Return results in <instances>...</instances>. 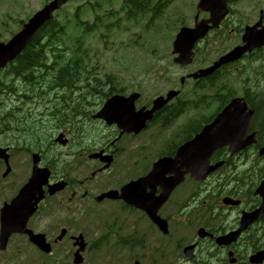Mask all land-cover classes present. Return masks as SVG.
Returning a JSON list of instances; mask_svg holds the SVG:
<instances>
[{
    "label": "rangeland",
    "instance_id": "374dc122",
    "mask_svg": "<svg viewBox=\"0 0 264 264\" xmlns=\"http://www.w3.org/2000/svg\"><path fill=\"white\" fill-rule=\"evenodd\" d=\"M47 1L0 0V42L6 43L9 41L13 35L20 31V24L27 22L32 15L43 8ZM114 1L112 3L115 4V7L110 9L108 2L106 4L103 0H85L86 3H91L84 5L85 15L83 19L93 29L89 33H85L82 28L78 32L74 31L67 42L63 40L61 48L75 45V40L71 39L82 36L79 39L82 42L83 51H87L88 65L96 69L98 76L102 80H106L108 76L113 77L114 85L120 92H127L126 95L140 93L141 101L138 103L139 107L146 106L148 102H151L157 96L165 95L169 90H181L184 97H191L196 94V96L206 95L207 98L205 99L211 98L216 90L209 89L205 91L199 89L201 84H197L193 80H186L183 85L180 83L181 78L199 69L208 67L217 58L214 53L207 49L208 46H205V43L199 48L195 62L189 68L182 69L173 63L172 43L175 35L182 26L193 25L196 13L194 4L197 0H172L174 3H169L164 19L158 20L156 18L154 21L148 17L126 19L122 15L114 16L112 10L119 11L121 0ZM102 3L107 11L102 9L99 12V21L94 24L96 14H94V11L90 12L89 9L91 6H97ZM79 4L81 5V3ZM76 7L77 3L72 4L69 8H65L59 15V20L65 14L70 15V13L74 12ZM8 78H10L8 70L2 72L0 74V83L5 85ZM221 81L225 84L222 85L220 83L219 86L224 87L237 97L242 95L243 84L234 75L224 76ZM20 82V79H17L13 84L18 87ZM87 83L83 80L80 86L82 93L86 90L84 89V85ZM9 93L4 91L0 94L2 105H6L7 110L15 107L19 100L18 96L16 97ZM75 96L79 95L76 94ZM92 97L89 95L85 100L90 101ZM93 101L99 103L95 109L100 105L102 106V100L99 98H95ZM206 105L209 108H205L204 106ZM202 107L196 111L190 110L182 116L179 119V123L178 121L175 122L176 127L173 129L174 123L170 125V130L153 126L137 137H130L126 140L119 139L114 145L112 143L117 136L114 135L113 137V129L93 121L86 122L88 130H84L86 133L80 137V147H77V140L68 148L55 144L54 139L60 133L65 132L55 126L53 127V124L44 125L42 133L45 134V137L42 135V140L40 143L38 142L40 147L31 143L32 140L19 136L17 133L14 134L13 132L0 130V144L12 148L10 151L11 173L9 175H6V165L0 161V210L5 203H10L19 189L27 182V178L30 177L32 171V152H39L43 156V166L46 167L51 161L57 159L59 155H69L70 153L84 154L83 150L85 149H95L96 151L109 149L115 156V164L118 163V165L123 166L124 162L128 163L130 160L136 161V166L142 167L141 175H143L147 171H144L147 165L152 166L160 154L168 151L170 145L179 144L182 141L192 122H198L213 115L217 109V103L214 100H207L204 101ZM26 109H29V107ZM188 117H192L193 119ZM259 124H261V120ZM49 126H52V128L48 129ZM67 139L70 138L67 137ZM52 143L55 145H52ZM25 147L32 150L30 151ZM121 148L123 149L120 150ZM142 148L145 150L141 151ZM88 155L84 154L80 158L71 159L72 161L69 164H73L75 165L74 168H77L72 172L67 171V168L62 169V176H67L68 179L81 184L77 188L75 185L76 189L74 188V193L79 198L75 202H71L69 199L70 192L69 194L64 192L54 198L48 197L42 203L39 213L29 223L31 230L35 233L45 234L50 242H53L60 234L62 228L68 229L67 238L62 243L53 246L51 255H45L32 245L27 237L15 235L10 239L7 250L0 252V264H74V254L77 252L78 247L75 246V242L72 241L71 237L77 236H83L89 247L84 253V264H116L115 256L117 255L114 253L112 247L114 242L113 236L109 234V232H112L110 228L114 229L110 223H112L111 219L113 215L116 214H112L114 211L101 209V207L96 205L94 200L89 198V195L96 196L95 194H100L110 186L109 181L111 182V174L113 175V173L107 170L97 175L93 180H88L93 171L98 172L102 168L97 161L89 160ZM108 156H112V154L108 153ZM134 156L135 158H133ZM62 160L64 161V159ZM244 163L246 162L242 160L237 161V164ZM65 164L63 163V167ZM139 170L140 168L134 169V174L140 173ZM230 174L231 169H227L223 173L224 178ZM262 174H264V165L260 164L258 173L246 178L250 189L253 187L254 181L255 183L259 181L258 179ZM216 179H219V175L212 182ZM196 188L195 184L188 182L179 192L181 199L185 200L188 198V194H193ZM245 190H247V186L244 187ZM244 191L240 189L238 197ZM85 193L88 195L86 198H83L82 195ZM169 214L172 216H182V213H178L175 209L169 211ZM126 218L127 216H122L121 218L115 216L113 221L122 223ZM202 219L197 223V227L208 226L205 218L203 217ZM173 225L182 230V227L178 224L173 223ZM134 231L136 229L131 226L129 221L123 228L116 230L117 233L115 234L117 236L122 233V237L120 238L119 236L118 239H125V235H129ZM188 234L181 233V236ZM134 235L138 239L144 238L145 244L133 250V253L123 248L119 251L121 254L119 261L126 264L131 263L130 261L133 260H138L141 264H168L165 260H157L153 254L150 244H157L156 236H152L150 241V236L148 237V235L144 234L142 237L137 233H134ZM253 237L251 233L247 241H252ZM193 238H195L194 230L190 232V237L185 239V244L191 242V240L193 241ZM175 240L174 235H172L171 239H162L161 246L168 247L170 254H176L177 251H171ZM144 252L147 253V257L145 258ZM179 256L182 257L181 253H179ZM148 258H154L155 261ZM132 264L134 263L132 262ZM174 264L185 263L182 261L180 263L179 259H175Z\"/></svg>",
    "mask_w": 264,
    "mask_h": 264
},
{
    "label": "water",
    "instance_id": "95a60500",
    "mask_svg": "<svg viewBox=\"0 0 264 264\" xmlns=\"http://www.w3.org/2000/svg\"><path fill=\"white\" fill-rule=\"evenodd\" d=\"M68 0H56L51 5L47 6L43 11L36 14L23 28V30L15 35L8 43H0V70L4 69L9 63L14 62L17 57L26 49L35 34L42 28L48 21L52 19L55 10L59 9ZM203 0V4H204ZM207 33V27L201 24L194 30L184 28L174 43V55L178 57L174 60L176 64L182 67L188 66L192 63L194 57L195 44ZM249 47L238 48L230 55L220 59L212 68L200 71L193 75L192 78L200 79L215 72L222 65L235 61L242 57L247 51H251L255 47L260 46L257 40L248 39ZM184 81V80H183ZM178 96L177 92H170L167 99L159 98L154 102V107L150 111L145 108L136 111L135 103L140 98L138 94H134L128 98L115 96L111 98L101 112L96 115V118L103 119L108 125H118L122 133H140L149 121L154 118V115L163 109L173 98ZM254 112L249 110L243 99L233 100L215 119V121L207 126L194 140L187 143L179 151L174 160H160L155 164L153 171L144 179L131 184L129 187L124 188L123 198L134 203L137 207L144 209L150 219L166 233V224L164 221L157 217V212L160 206L168 199L170 193L174 188L180 185L184 180V175L191 173L197 180H204L209 173L214 171L215 168H208L203 166L202 162L207 164L208 159L216 150L229 146L231 153L234 155L244 149L246 146L255 142V136H252L246 141V134L253 119ZM61 144L65 145L66 142L59 140ZM7 149L0 147V158L8 161L6 155ZM264 154V149L261 155ZM97 156H94V158ZM40 156H34V170L29 183L21 190L18 197L13 200L11 205H5L1 212L2 230L0 236V251L6 250L8 241L14 233L28 234L30 241L36 244L43 252L50 253L51 247L46 243L45 236L34 235L27 229L29 219L37 210L39 202L44 198L43 187L48 184L50 172L47 169L39 168ZM110 163V160H108ZM184 165L186 172L183 173L181 167ZM180 166L181 172L175 174L170 180L161 182L163 174L170 168ZM163 185V194L160 198L155 200L156 208L150 209L144 203L143 194L149 186L156 187ZM63 186L50 187V193L55 194L61 190ZM262 193L264 197V183L262 185ZM136 193L140 195V200L133 199L131 194ZM103 197L113 198L114 194H108ZM135 197V196H134ZM102 199V198H101ZM264 212L263 208L254 213V218H257ZM248 220L244 228L250 224ZM65 235L62 232L61 240ZM223 241V240H221ZM81 251H84L85 245L81 244ZM186 254L189 255L190 251L187 250ZM264 254L257 256L254 263L262 262ZM77 264L82 263L81 258H76Z\"/></svg>",
    "mask_w": 264,
    "mask_h": 264
},
{
    "label": "flooded vegetation",
    "instance_id": "af4514ba",
    "mask_svg": "<svg viewBox=\"0 0 264 264\" xmlns=\"http://www.w3.org/2000/svg\"><path fill=\"white\" fill-rule=\"evenodd\" d=\"M198 1L199 0L196 1V4ZM226 7L228 14L225 20L220 24L216 31H211L208 37L210 46L217 50H212L216 56L224 55L235 47L240 46L246 30L250 27L257 26L255 29L256 33L264 34V0H226ZM210 17V13L203 14V18L208 19ZM247 58H250L251 64L247 63ZM241 63L242 65L237 70L239 72H241L240 70L243 72L246 70V72L249 73V80L253 82L254 86L260 88L264 92V48L248 55V57H246ZM251 102L253 109L256 111V122L258 127L256 131L258 134L260 132L261 134H264V95L255 93L251 98ZM260 120L261 124H259ZM112 145H114V143H112ZM178 147V144L170 145L168 151L163 153L162 157H173ZM104 151L114 156L109 149H104ZM218 154L219 153H217L214 158H217ZM260 164H264V161L241 164L247 170L240 173L245 175L238 178L233 176L223 177L225 180L237 179V187L239 190L242 189L244 191V187L247 186V190L242 193V197L240 198H238L232 184L226 185L225 187L213 188L212 190H210L209 186L207 188L208 190H206L208 198L204 200H202L204 197L203 194L197 200L196 198H193V194H190L188 198L182 200L178 193H172L170 199L160 208L158 214L162 219L167 221L170 235L173 234L176 239L171 251H177V253H172L167 258L164 257L168 264H171V261L177 259V255L179 256V253L182 254L184 247L190 244H195V246H197L195 250L196 259L192 262L181 259V261H184L185 264H250V257L257 252L264 250V238L262 240L259 239L258 242L251 245L245 241L244 234L236 243L229 246L220 247L216 244L217 237L232 233L239 228L241 217L244 213H250L260 207L261 200L258 196H255L253 190L259 185L260 178L258 179V182L255 183L254 181L251 189L249 188L248 181L246 180L248 176H253L258 173ZM134 165H136V163L134 164L132 160L128 163L124 162L123 166L113 162V175L109 190L120 191L130 182L139 179L141 174L137 173L134 175ZM62 179L67 181L68 186L67 189L65 188V190L61 192V194L64 192L69 194L70 192L69 199H75L77 194L72 192L71 188L76 184V182L65 177L56 178L53 182H58ZM215 189L220 192H227L230 197L240 200V203L232 207L223 206L220 201L222 199L219 200L217 198L214 199L210 197V194H212ZM160 193L161 190L156 189L155 195L158 196ZM215 195L216 193H213V196ZM96 197L97 196H92L91 199H96ZM98 204L107 206L111 212L114 211L112 214L116 215H113V218L115 216L121 218L126 215V224L130 221L131 226L136 229V231L130 233V235L137 233L142 236L144 234L156 236L158 241L157 247H159V242L163 236L154 226L149 225L146 214L143 211L127 205L121 199L104 200ZM202 208H205V211H200ZM174 209L177 210L178 213H182V216H172L169 214V211ZM203 217L208 223V226L205 227L206 230L213 236L202 241L193 238V241L191 240V242L185 244V239L190 237V232L192 230H194L195 233V230L198 229L196 225L200 222V220H203ZM117 222L115 221V223ZM173 223L184 227L189 234L181 236V233H183L182 230H179L173 225ZM149 229H151V231H149ZM250 229L264 231V217L252 225ZM169 253L170 251L168 250L167 255ZM155 258L157 260L160 259L159 256ZM149 259L155 260L154 258ZM232 260L234 261L233 263ZM262 264H264V262Z\"/></svg>",
    "mask_w": 264,
    "mask_h": 264
},
{
    "label": "trees",
    "instance_id": "16d2710c",
    "mask_svg": "<svg viewBox=\"0 0 264 264\" xmlns=\"http://www.w3.org/2000/svg\"><path fill=\"white\" fill-rule=\"evenodd\" d=\"M132 3L133 16H136L144 11L147 0H133ZM57 29L55 22L45 26L11 65L8 74L12 79L8 78L5 85L0 83V94L4 91L10 92L9 94L18 96L17 104H21L7 110V106L2 105L0 99L1 127L5 131L32 140L31 143L37 147H40L46 122L57 126L68 122L73 124L75 119L86 114V105L92 106L90 101L85 100L87 96L104 99L115 90L114 85L104 87L99 84L104 81L98 76L96 69L88 65L87 51H83L82 61L78 53L70 57L49 54V48L57 49L56 44L60 42L53 35L57 33ZM52 55L54 56L51 59ZM17 79L21 81L18 87L13 84ZM83 80L88 82L84 85L86 90L79 94L78 99L73 100V89L78 90ZM106 82H113V77L108 76ZM5 87L7 88L4 89ZM106 88L108 94L100 91ZM78 127L75 124L76 132Z\"/></svg>",
    "mask_w": 264,
    "mask_h": 264
},
{
    "label": "bare ground",
    "instance_id": "6f19581e",
    "mask_svg": "<svg viewBox=\"0 0 264 264\" xmlns=\"http://www.w3.org/2000/svg\"><path fill=\"white\" fill-rule=\"evenodd\" d=\"M38 35V34H37ZM258 75V74H257ZM1 106V105H0ZM82 145V144H81Z\"/></svg>",
    "mask_w": 264,
    "mask_h": 264
}]
</instances>
